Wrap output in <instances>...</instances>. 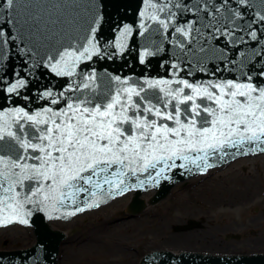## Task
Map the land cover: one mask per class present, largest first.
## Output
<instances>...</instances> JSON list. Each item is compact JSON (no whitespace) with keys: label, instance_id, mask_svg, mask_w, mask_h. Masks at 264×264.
<instances>
[{"label":"snow or ice","instance_id":"6c2138e0","mask_svg":"<svg viewBox=\"0 0 264 264\" xmlns=\"http://www.w3.org/2000/svg\"><path fill=\"white\" fill-rule=\"evenodd\" d=\"M14 3L15 0H6V7L11 9ZM219 3V8L212 5L211 12L207 2L202 9L212 16L209 23L201 26L210 30L207 35L201 28L194 27L195 22L174 27V32L184 38L195 32L205 42L212 37L217 41L226 37L234 43L255 41L264 45V40L251 26L247 28L248 41L237 39V32L244 29L228 24L216 26V13L228 7V0H219ZM247 3L248 0H238V5ZM146 4L153 10L149 18L165 31L177 23V14L170 10L169 4L181 13L192 11L172 0L163 4L146 0ZM196 9L201 10L199 5ZM166 11L167 19L156 15V12ZM257 16L264 22V15L257 13ZM242 18L241 11H234L229 22L234 25L235 19ZM95 31L91 29L93 34ZM131 31L125 25L120 33L117 43L120 51ZM5 36L0 27V41L6 43ZM80 39L82 42H69L48 56L47 67L53 73L75 77L82 61L101 54L94 36ZM176 43L181 49L185 48L181 40ZM210 50L214 54L217 51ZM199 51L205 49L201 47ZM152 55L154 53L146 48L140 53V62L144 63L145 57ZM219 55L227 56L222 50ZM255 55L264 56V48ZM240 56L244 57L245 53L240 52ZM171 67L175 70L172 79L130 83L120 76L113 77L117 86L100 103L88 96L81 99L79 95L66 94L79 92L81 87L89 89L96 79L92 71L80 83L73 79L67 90L58 96L51 90L44 91L41 98L50 106L38 111L30 113L26 106L5 108L0 104V212L31 217L32 210H26V205L38 211L58 212L67 201L76 205L79 194H86L83 207L64 213L72 216L85 208L98 206V200L112 195L113 190L123 194L146 183L158 184L161 177L167 179L166 171L177 167L191 170L190 166H195L203 171L213 166L209 163L210 156L228 155L225 149L240 148L247 143L255 144L257 147L250 150L256 151L264 145V85L254 84L252 76L247 74L244 80L190 82L180 78L179 64ZM210 75L214 77L215 73ZM16 76L19 78L11 83L0 76V94H8L3 96L6 101L13 95L19 97L20 90L28 86L25 76L20 73ZM29 99L30 94L23 97L25 105ZM62 101L65 107H52ZM12 103L19 101L12 100ZM259 150L264 151V147ZM177 160L182 163L177 164ZM153 171L155 176L151 174ZM143 173H148L146 179L139 178ZM133 177L136 183H128ZM87 197L94 199L89 203ZM21 222L29 223L28 219Z\"/></svg>","mask_w":264,"mask_h":264},{"label":"water","instance_id":"95a60500","mask_svg":"<svg viewBox=\"0 0 264 264\" xmlns=\"http://www.w3.org/2000/svg\"><path fill=\"white\" fill-rule=\"evenodd\" d=\"M151 2L163 4L168 3V0ZM205 2L210 12L212 5L220 7L219 0H172V3H179L192 11L181 13L169 4L170 10L177 14V23L170 25L165 31L157 21L149 18L153 10L146 4V0H15L11 9L6 7V0H0V27L6 33L3 39L7 41H0V76L7 83L19 78L16 73L28 79V86L20 90L19 97L13 95L6 101L3 96L8 94H0V104L5 108L26 106L30 113L38 111L50 106L41 98L44 91L51 90L58 96L60 92L67 90L73 79L80 83L92 71H95L96 79L89 89L81 87L79 92L66 94L79 95L81 99L88 96L95 103H100L115 90L117 82L113 77L120 76L121 80H128L130 83L147 79H172L175 70L171 65L174 63L180 65V78L189 79L190 82H205L209 79L244 80V74H247L252 76L254 84L264 85V75H261L264 72V56L255 55L261 52L264 45L255 41L234 43L226 37H220L218 41L212 37L205 42L195 32L189 38L174 32V27L182 26L185 22H195L194 27L201 28L207 35L210 30L201 26L209 23L212 16L202 10ZM197 5L201 10L197 11ZM234 11H241L243 18L235 19V24L232 25L229 18ZM141 13L145 15L142 16ZM257 13L264 15V0H248L245 5H238V0H228V7L221 8L216 13L214 23L219 27L228 24L238 30L244 29L237 32V39L245 41H248L247 28L251 26L260 39L264 40V35H261L264 32V22L259 20ZM156 15L160 19H167V11L156 12ZM125 25L132 31L123 41L124 49L120 51L117 43ZM92 28L96 29L94 34L91 32ZM93 36L101 54L93 55L90 61H82L77 68V76H58L47 67L48 56L62 45L66 46L72 41L79 43L82 42L80 38ZM177 40L184 43V49L178 46ZM201 47L205 49L204 52L199 51ZM146 48L154 55L145 57L144 63H141L139 56ZM210 49L217 51L214 54ZM220 50L226 52V58L220 57ZM240 52L245 53V56H240ZM213 72L214 77L210 75ZM188 73L192 75L189 76ZM29 94L30 99L25 105L23 97ZM12 100L19 103H12ZM52 107H65V104L62 101L60 105ZM253 147L257 146L246 143L240 148L225 149L228 155L223 158L219 153L210 156L209 163L213 166L203 171L195 166H190L191 170L177 167L166 171L164 175L167 179L161 177L158 184L153 181L123 194H117L113 190L112 195L98 200V206L85 208L72 216L64 213L75 211L77 206L83 207L86 194H79L76 205L67 201L58 212L38 211L32 209L31 205L25 206L26 210H32L31 217H14L10 212H0V234L30 228L35 239L30 246L0 249V264H59V246L62 242L69 241V238L63 228H53L50 220L76 222L84 219L86 213L104 211L106 207L115 206L117 202L127 198L129 201L125 210L131 216L141 212L149 204L162 203L171 198L172 187L191 181L213 168H216L215 172H222L232 163L255 157H258V171L263 172L264 166H260L259 162L262 163L264 151L259 150V147L264 145L259 146L256 151L250 150ZM176 163L180 164L182 161L177 160ZM151 174L155 176L154 171ZM147 175L148 173L140 174L139 178L146 179ZM128 183H136V178L133 177ZM107 188L105 185L104 189ZM87 199L91 203L94 198ZM22 219H28L29 223L21 222ZM188 221L183 226L175 227L189 228L198 224V221L192 219ZM135 264H264V252L235 254L154 248L145 252Z\"/></svg>","mask_w":264,"mask_h":264},{"label":"rangeland","instance_id":"374dc122","mask_svg":"<svg viewBox=\"0 0 264 264\" xmlns=\"http://www.w3.org/2000/svg\"><path fill=\"white\" fill-rule=\"evenodd\" d=\"M259 165L263 167L264 160ZM258 169L257 162L253 167L237 166L221 175L213 172L195 177L179 184L171 198L149 204L135 216L125 210L126 202L86 213L76 222L63 221L60 228L69 241L63 242L61 264H135L154 248L214 253L264 249V168L263 172ZM249 178L253 179L254 198L230 202L223 196L226 201L212 200L213 195L221 196L222 190L232 194L246 188L243 183ZM189 219L198 224L181 227L183 230L174 227L187 224ZM117 224L124 227L111 231L110 227ZM184 236L188 239L181 244L178 239ZM206 236L213 243L205 242ZM34 240L32 230L27 228L1 233L0 249H19Z\"/></svg>","mask_w":264,"mask_h":264},{"label":"bare ground","instance_id":"6f19581e","mask_svg":"<svg viewBox=\"0 0 264 264\" xmlns=\"http://www.w3.org/2000/svg\"><path fill=\"white\" fill-rule=\"evenodd\" d=\"M257 159H258V157H255V158H252V159H247V160H243L242 162L240 161V162H236V163H233L232 165H230L229 167H227V171L228 170H232V169H234V168H236L237 166H252L253 167V164H255V163H257ZM264 160V157L262 158V161ZM212 170H216V168H213V169H211V171ZM246 184H247V186H246V188H241L240 189V191L241 190H243V192H241V193H239V192H235V193H230V191H228V193L227 194H225V191L224 190H222V192L223 193H221L220 195L221 196H215V195H213V197H212V200H213V198L214 199H218V200H222V202L223 201H226L224 198H223V196L225 197V196H227L228 194H231V196L230 197H226V198H228V200L230 201V202H236V201H238L239 199H242V200H247V199H250V198H254V186H253V183H252V181H251V179H249V180H247L246 182H245ZM172 189V191H174V187H172L171 188ZM196 190V189H195ZM199 191V190H198ZM231 192H232V189H231ZM128 200H129V198H127V199H123V200H120V202H117L116 204H120V203H126V202H128ZM239 202V201H238ZM244 202V201H243ZM159 203H161V202H159ZM228 204V203H227ZM232 204V203H231ZM135 215H137V214H132L131 216H135ZM130 216V215H129ZM50 222H51V224H52V226H53V228H59L60 229V227H61V223L63 224V221H59L58 222V220H50ZM131 225H129V227H130ZM64 227V226H63ZM124 226H122V224L121 225H119V224H117V225H113L112 227H110V230L111 231H115V230H118V229H122ZM125 228H128V227H125ZM30 229V228H29ZM260 236V235H259ZM207 238L205 239V242H209L210 244L211 243H213L212 241V239H211V237L210 236H206ZM188 238H187V236H184L183 238H180V239H178V242H181V244H185L186 242V240H187ZM78 240L79 239H77L76 240V242H78ZM82 240V239H81ZM212 240V241H211ZM35 241V240H34ZM183 242V243H182ZM259 242V241H258ZM263 242V241H262ZM85 243V242H84ZM63 242L60 244V246H59V248L61 249V251H60V254H61V252H62V250H63ZM205 244V243H204ZM182 249H186V248H182ZM189 249V248H188ZM210 251V250H209ZM214 251V250H213ZM229 252V251H228ZM58 255L59 256V264H61V255ZM66 259V258H65ZM66 261H67V259H66Z\"/></svg>","mask_w":264,"mask_h":264},{"label":"flooded vegetation","instance_id":"af4514ba","mask_svg":"<svg viewBox=\"0 0 264 264\" xmlns=\"http://www.w3.org/2000/svg\"><path fill=\"white\" fill-rule=\"evenodd\" d=\"M232 164H233V163H232ZM229 166H230V165H229ZM229 166H228V167H229ZM240 167H241V166H240ZM215 171H216V170H212V171L209 170V171L203 173L202 175H209V174H212V173L215 172ZM228 171H229V170H228ZM222 172H223V173L227 172V167H226L225 170H222ZM222 172L219 171V172H216V173H217V175H221ZM220 173H221V174H220ZM202 175H201V176H202ZM201 176H200V177H201ZM209 178H210V177H209ZM210 179H211V178H210ZM249 179H251V181L253 180L252 178H249ZM249 179H248V180H249ZM211 181H212V180H211ZM246 181H247V180H246ZM185 183H186V182H185ZM243 185H246V183H245V184L243 183ZM178 186H179V185H177V186L174 187V191H175L176 188H178ZM174 191H172V189H171V192H172V193H173ZM230 196H231V194H228V195H227V197H230ZM188 223H189V222H188ZM181 225H182V224H181ZM181 225H178V224H177V225H174V227H175V226H181ZM174 229H175V228H174ZM182 230H183V229H182ZM236 236H238V235H236ZM218 252H219V253H222V252H225V251H218ZM226 252H228V250H227ZM226 252H225V253H226ZM232 252L235 253V254H236V253H245V254H247V253H250V252H255V253H257V252H264V249H260V250H257V251H256V250H253V251H246V252H245V251H242V250H236V252H235L234 250H232V251H229L228 253H232Z\"/></svg>","mask_w":264,"mask_h":264}]
</instances>
